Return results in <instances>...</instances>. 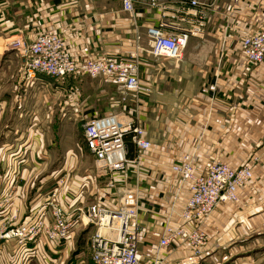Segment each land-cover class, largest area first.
Returning <instances> with one entry per match:
<instances>
[{
	"label": "crops",
	"instance_id": "obj_1",
	"mask_svg": "<svg viewBox=\"0 0 264 264\" xmlns=\"http://www.w3.org/2000/svg\"><path fill=\"white\" fill-rule=\"evenodd\" d=\"M161 1L170 4L175 0ZM205 1L220 12L232 7L237 12L234 20H224L223 15L211 17L205 32L190 40L187 51L193 52L188 59L210 75V80L196 94L186 99L182 96L175 102L163 101L154 94L162 84L153 85L152 79L145 77L148 69L142 60V78L152 85L146 107L138 108L146 138L152 145L146 166L161 174L166 164L186 152L199 166L219 159L232 166L254 167L252 179L240 191L237 212L228 217L218 208L210 218L209 249L201 264H264V72L245 67L237 36L222 33L226 22H237L238 32L264 29V0ZM41 2L52 7L48 13L50 21L77 59L128 51L135 33L134 20L121 11L120 0H1L0 33L6 37L0 38V44L8 38H18V34L26 37L27 17L36 19L35 14L38 15L32 5ZM5 10L10 12V19L5 17ZM152 17L153 12L142 10L136 19L139 33H143ZM83 78L67 79L73 84L63 85L64 89L58 91L43 76L27 82L17 52L5 49V45L0 48V195L13 183L17 187V221L34 214L49 200L60 177L64 181L60 197L82 205L93 202L104 182V179L84 182L93 174L92 159L84 146V151L67 146L66 126H80L82 118L123 109L134 113L135 104L130 99L120 102L115 86L100 79L92 80L100 81L101 86L85 92L81 85ZM57 92L63 97L59 102H50V94ZM153 94L155 99L150 98ZM75 106L79 108L77 115L72 114ZM81 152L87 156L90 168L80 176L76 170ZM142 173L140 193L142 197L149 195V204L142 205L141 224L146 233L139 251L147 260L161 231L158 216L161 199L156 202L157 186L149 184L150 175ZM133 183L132 179L130 184ZM234 238L237 242L230 243ZM15 249L13 242L2 244L0 264H58L50 244L40 246L35 258L29 254L16 255ZM181 255L171 251L168 263L175 264ZM48 257L51 263L45 262Z\"/></svg>",
	"mask_w": 264,
	"mask_h": 264
},
{
	"label": "built area",
	"instance_id": "obj_2",
	"mask_svg": "<svg viewBox=\"0 0 264 264\" xmlns=\"http://www.w3.org/2000/svg\"><path fill=\"white\" fill-rule=\"evenodd\" d=\"M120 5L121 11L134 20L135 30L128 51L123 53L77 59L50 21L52 7L42 2L32 5L38 15L36 19L27 17L26 37L18 34V38L6 40L5 49L17 52L21 58V73L27 82L43 76L56 84L55 90H62L69 78L100 79L115 86L120 102L132 100L135 109L134 113L123 109L79 121L83 146L93 164V174L84 182L104 179L90 204L61 198L64 181L60 177L49 200L34 214L17 221V187L13 183L6 188L0 195V247L13 242L16 255L35 258L40 246L50 244L53 255L60 260L70 250L74 234L90 227L92 264H169L171 251L182 254L175 264H201L209 249L210 218L223 205L240 204V191L252 179L253 168L250 164L232 166L219 159L199 166L186 152L166 164L161 174L148 168L147 154L152 145L138 108L146 107L152 85L142 78L141 67L144 56L178 65L190 40L205 32L211 17L223 15L224 20H234L237 8L220 12L205 0H175L170 4L161 0H120ZM142 8L153 12V17L141 34L136 19L142 15ZM222 33L237 36L245 67L264 72V29L238 32L237 22H226ZM72 114H79V108L72 107ZM142 172L150 175L149 184L157 186L156 202L161 199V231L147 260L139 251L146 233L141 224L142 205L149 204V195L142 197L140 193ZM132 179L134 183L130 184ZM45 262L51 263V259Z\"/></svg>",
	"mask_w": 264,
	"mask_h": 264
},
{
	"label": "rangeland",
	"instance_id": "obj_3",
	"mask_svg": "<svg viewBox=\"0 0 264 264\" xmlns=\"http://www.w3.org/2000/svg\"><path fill=\"white\" fill-rule=\"evenodd\" d=\"M43 1L55 2V1H61V0H43ZM62 1H65V0H62ZM0 3H1V0H0ZM4 14L7 19H10V12H8V10H5ZM5 37L6 36H3L0 33V38L4 39ZM10 40L12 41L14 39L12 38ZM6 44L7 42H5L4 44H0V48ZM192 52L193 51L191 49H189L188 51L186 49L184 52L183 60L179 62L178 65H175L174 62L170 60L153 59L151 57L144 56L143 60L146 62V68L148 69V72H145L144 75L150 81L152 79L153 85L162 84L159 87L160 91L158 93L155 92L154 94L157 96L159 95V98H161L163 101L172 100L175 102L181 99L182 96H183V99H186L188 98V96H192L196 94L199 88H201V85L205 84V82L210 80V75L208 74V70L204 69V72H203L200 66L194 63H191L190 60L188 59L189 53H192ZM194 52L196 51L194 50ZM68 83H70V85L73 84L72 81L68 82L66 80L64 82V85ZM50 84L52 88L56 86L54 82L50 81ZM98 84L99 86H101L100 81L98 82L94 81L90 79L89 77L83 78L81 82V85L83 86V90L85 92H88L89 90H93L97 88ZM164 89L167 91H161ZM55 91H58V90H55ZM154 94L152 97H150L151 99H155ZM63 95H60L58 92L56 94L55 93L50 94L49 96L50 102H59V98H62ZM100 102H106V101L104 100ZM70 127L71 126H68V125L66 126V136H67V142H68L67 146H73L75 148L80 147L82 151H84L83 142H82L83 140H82V135H81L82 128L78 124L75 126H72L71 129ZM78 157H79L78 158V168L76 171H78V175L81 176L89 171L90 166H89V160L84 153L83 154L82 152L78 153ZM219 208L228 217H232V215L235 212H237V205L228 204V205H223ZM91 233H92V229L90 227L81 229L77 233H75L70 250L68 251L67 255L65 254L66 255L65 258L63 259L61 258L60 260L56 259L57 263L58 264H92L89 259V249H88L89 237ZM236 238L229 240V242L230 243L237 242Z\"/></svg>",
	"mask_w": 264,
	"mask_h": 264
},
{
	"label": "trees",
	"instance_id": "obj_4",
	"mask_svg": "<svg viewBox=\"0 0 264 264\" xmlns=\"http://www.w3.org/2000/svg\"><path fill=\"white\" fill-rule=\"evenodd\" d=\"M132 151H133V149L131 148V149H130V154H129V156H132Z\"/></svg>",
	"mask_w": 264,
	"mask_h": 264
},
{
	"label": "bare ground",
	"instance_id": "obj_5",
	"mask_svg": "<svg viewBox=\"0 0 264 264\" xmlns=\"http://www.w3.org/2000/svg\"><path fill=\"white\" fill-rule=\"evenodd\" d=\"M11 41V40H10ZM254 168V167H253Z\"/></svg>",
	"mask_w": 264,
	"mask_h": 264
}]
</instances>
